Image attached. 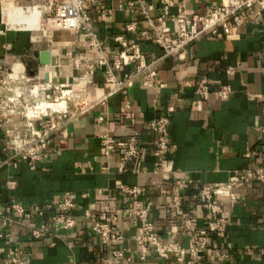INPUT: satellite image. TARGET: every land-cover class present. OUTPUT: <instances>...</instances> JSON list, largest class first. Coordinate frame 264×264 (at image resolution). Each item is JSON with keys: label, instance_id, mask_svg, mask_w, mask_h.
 Returning a JSON list of instances; mask_svg holds the SVG:
<instances>
[{"label": "crops", "instance_id": "obj_1", "mask_svg": "<svg viewBox=\"0 0 264 264\" xmlns=\"http://www.w3.org/2000/svg\"><path fill=\"white\" fill-rule=\"evenodd\" d=\"M0 0V76L3 69L15 78L30 73L33 82L46 86L45 74H53L52 88L57 86L82 89L87 101L83 112L65 122L63 133H57L52 142L50 157L40 161L34 170L27 163L0 167V209L17 202L27 209L44 204L66 192L86 194L72 211L77 226L62 234L55 246L45 240H35L29 228L13 225L14 238L22 241L32 256L29 264H125L112 259L110 250L102 246L99 236L92 231V222L83 216L87 207L96 211L111 210L120 215L116 227L131 236L132 222L123 209V195L115 188L117 181L145 190V201H151V219L166 244L171 238L182 247L189 240L182 229L185 218L203 228L206 210L193 199V190L181 183L192 180L200 185L221 186L230 177L245 169L264 165V16L258 24L236 27L231 33L219 28L218 35L207 33L192 44L186 59L164 58L163 50L153 37L141 39V32L150 31L148 17L136 8L119 10V2L129 0H93L90 28L97 34L100 47H94L84 33L52 30L51 38H31L34 46L26 55H17L13 46L16 32L10 31ZM221 0H186L188 15H202L211 4ZM28 8L37 7L42 0H16ZM152 6L148 16L157 28L174 30L173 16L179 14L181 0H176L165 13L161 0H145ZM44 18L49 9H41ZM136 25L134 32L128 26ZM124 37L129 42L139 40L147 62L160 60L158 86L144 87L140 80L130 87L128 95L114 93V85L106 81L107 68L100 65L101 52L113 54L121 50L115 39ZM49 50L58 67L42 66L37 55ZM21 72L16 74L15 65ZM135 66H127L116 75L122 78L133 73ZM39 76V80H38ZM41 76V77H40ZM203 84L210 88L206 97L196 95ZM33 85H29L31 87ZM222 86L231 87L227 100H220L216 92ZM131 102V108L125 106ZM86 102V103H85ZM88 103V105H87ZM165 116L171 120L170 148L161 172H155L152 147L154 134L148 125ZM132 128L140 133L144 153L119 172L117 164L125 149ZM8 127L0 122V162L8 158L4 152ZM117 140L120 146L111 152L107 165L101 159L103 137ZM251 154L250 157H247ZM16 188L9 190L8 181ZM238 203L224 204L225 216L230 219L227 231L212 235L202 259L194 264H264V183L250 182L247 188L236 191ZM181 198L177 205L172 201ZM179 210L184 215L179 214ZM134 248L133 242H127ZM7 249L0 240V264H7ZM131 264H177L150 254L141 261L134 253Z\"/></svg>", "mask_w": 264, "mask_h": 264}, {"label": "built area", "instance_id": "obj_2", "mask_svg": "<svg viewBox=\"0 0 264 264\" xmlns=\"http://www.w3.org/2000/svg\"><path fill=\"white\" fill-rule=\"evenodd\" d=\"M185 1L181 0L179 14L171 18L175 25L174 30L157 28L153 24L148 16L152 6H147L145 0L119 2L117 8L119 10L127 8L131 13H134L139 7L148 17L151 25L150 31L141 32V39L153 37L163 50L164 58H175L178 61L186 59L187 49L203 35L209 32L218 35L219 28L229 35L231 23L236 27L258 24L264 16V0H221L220 4L213 3L208 6L202 15H188L184 7ZM92 2L93 0H42V4L37 7L40 10L49 9L51 11V16L43 18V20L52 23L54 29L75 34L84 33L92 45L99 48L97 34L90 28ZM175 2L176 0H161L165 13L169 12ZM135 30V24L128 26V31L134 32ZM115 40L121 44L122 49L111 55L101 52L99 60L100 65L107 68L106 81L114 85L113 94L122 93L127 96L130 87L138 80L144 87L158 86L157 76L160 60L147 62L145 55L141 52L139 40L129 42L122 36L116 37ZM132 65L135 66L133 73L125 74L122 78L117 77L116 71H121ZM3 67L1 65L0 122L8 127L4 152L9 156L4 162H0V167L5 164L16 165V162L20 160L34 170L40 161L50 157L53 138L57 133H63L66 120L83 112L82 105L79 106L76 100L87 101V99L82 89L72 87L71 90H68L71 92L70 94L77 92L78 95L68 98L70 102L67 101L66 108L50 114L29 116L26 96L18 95L17 90L24 89L28 83L32 82L33 78H15ZM60 88L61 86H57L56 92ZM50 89L47 90L46 87L44 90L45 100L48 101L52 100L51 93L48 92ZM63 92L61 90V97H57L53 102L63 99ZM209 94L210 88L206 84L201 85L196 92V95L200 97H206ZM230 94L231 87L222 86L215 95L220 100H227ZM71 106H74L73 109ZM125 106L130 109L131 102L127 100ZM170 125L171 120L165 116L151 121L148 125L155 137L152 147L155 172L163 170L169 152ZM140 137L141 133L137 128L130 130L125 149L117 164L119 172H124L128 163L143 155L144 148L141 145ZM119 146L120 143L117 140L107 136L103 137L101 159L108 166L110 164L107 160L110 158L112 150ZM250 156L251 154L247 155V157ZM250 182L264 183V165L256 169L248 168L235 172L228 183L221 186L200 185L192 180L181 181L183 185L193 190V199L200 202L206 210V221L203 228H198L190 218L184 219L182 229L188 237V247H182L171 238L166 244L162 243L159 231L151 219L153 203L145 201V190L139 186H127L122 181L115 183V188L123 195L124 215L134 227L131 236L116 227L120 220V215L116 211H96L87 207L83 216L92 222V231L100 237L102 246L110 250L112 259H119L125 264H131L134 253L137 252L141 261H146L150 254H156L164 260L173 256L177 264H194L202 259V254L209 247L211 236L221 235L227 231L230 219L225 216L224 204L229 203L234 207L239 201L235 191L239 188H247ZM7 188L14 190L16 182L8 181ZM87 197L86 194L66 192L50 202L36 204L31 209H27L17 202L3 206L0 209V240L4 242L7 249L6 263L29 264L32 256L31 251L23 245L22 241L14 238L11 229L13 225L25 226L30 229L35 240H45L50 246H55L56 240L61 238L62 234L77 226V220L73 217L72 211L76 208L79 199L83 200ZM180 200L179 196H175L172 204L177 205ZM179 214L183 216L184 212L179 210ZM262 222L264 223V215ZM130 240L133 242L134 248L126 245Z\"/></svg>", "mask_w": 264, "mask_h": 264}, {"label": "bare ground", "instance_id": "obj_3", "mask_svg": "<svg viewBox=\"0 0 264 264\" xmlns=\"http://www.w3.org/2000/svg\"><path fill=\"white\" fill-rule=\"evenodd\" d=\"M4 14L6 18V24L10 31H29L32 34V38L35 35L37 38H51L52 30L54 25L52 23L44 24L43 23V14L42 10L38 7H29L25 8L16 3V0H5L4 1ZM53 66L58 67L59 62L53 60ZM16 74L21 72L22 67L20 64L15 65ZM53 79V74H51ZM16 77V76H14ZM52 86V82L47 86L36 84L31 87L24 89H18V95H25L26 101L29 105L28 115L37 116L40 114H50L59 109H64L67 107L68 103L66 96L71 92L64 90V98L57 101H48L45 100L46 93L44 92L45 88L47 90Z\"/></svg>", "mask_w": 264, "mask_h": 264}, {"label": "water", "instance_id": "obj_4", "mask_svg": "<svg viewBox=\"0 0 264 264\" xmlns=\"http://www.w3.org/2000/svg\"><path fill=\"white\" fill-rule=\"evenodd\" d=\"M17 36V42L13 43V46L17 49L16 54L17 55H26V53L33 49V42L31 40L32 34L29 31H23V30H18L16 32ZM37 58L40 60V64L42 66H53V57L52 54L49 50L45 51H40L39 54L37 55ZM50 73H46L44 80L46 83H51L52 78H51Z\"/></svg>", "mask_w": 264, "mask_h": 264}, {"label": "rangeland", "instance_id": "obj_5", "mask_svg": "<svg viewBox=\"0 0 264 264\" xmlns=\"http://www.w3.org/2000/svg\"><path fill=\"white\" fill-rule=\"evenodd\" d=\"M43 23H44L45 25L48 24L47 20H43ZM27 77L33 78V76H31L30 73L27 74ZM36 83H37V81H36ZM36 83H34V82L32 81L31 83H28V84L25 86V88H27L29 85H36ZM71 89H72V87H64V88H60V90L57 91V92H59V93L56 92L55 88L50 89V90L48 91L49 93H51L50 95H51L52 100H50V101L53 102V100L56 99L57 97H61V90L64 91V90H71ZM48 92H47V94H48ZM74 95H78L77 92H75L74 94L72 93V94L66 96V100L68 101V98H72V97L74 98V97H75ZM72 100H73V99H72ZM78 101H79V102H78ZM69 102H70V101H68V103H69ZM76 102H77V104H79V106H81V105L84 104V100H82V99H80V100L77 99ZM85 103H86V102H85ZM73 107H74V106H71V109H73ZM79 108H80V107H79Z\"/></svg>", "mask_w": 264, "mask_h": 264}]
</instances>
